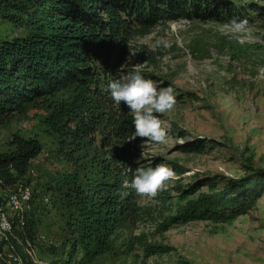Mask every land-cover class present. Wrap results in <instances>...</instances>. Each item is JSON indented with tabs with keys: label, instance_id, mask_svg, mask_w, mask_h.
Here are the masks:
<instances>
[{
	"label": "rangeland",
	"instance_id": "374dc122",
	"mask_svg": "<svg viewBox=\"0 0 264 264\" xmlns=\"http://www.w3.org/2000/svg\"><path fill=\"white\" fill-rule=\"evenodd\" d=\"M229 1L249 6L241 8L249 22L248 33L225 28L229 21L200 17L161 21L147 34L130 40L128 55L116 75L139 67L144 78L158 87L172 86L176 105L170 112L157 114L167 130L165 143L146 141L141 146L139 138L128 142L133 134L122 142L127 149L125 159L135 165L125 180L131 182L137 168L160 163L175 176L155 198H142L125 189L138 210L115 230L110 250L92 259L82 252L74 256L69 252L66 237L71 208L65 193L67 187L83 183L86 173L83 166L60 155L59 136L46 124L47 105L34 102L23 112L0 120V153L11 148L15 134L36 137L43 144L42 153L31 162L29 182L20 180L17 190L0 193L11 224V196L29 191L33 202L29 198L22 211L37 207L32 215L37 223L32 242L16 231L8 241L0 234V259L5 261L0 264H16L10 254L24 264H264V194L246 214L226 222L185 214L192 205L219 192L211 190V185L222 189L225 180L264 170V14H258L264 13V0ZM24 33L10 20L0 19V40ZM242 35L243 44L239 43ZM162 39L170 46L158 45ZM111 102L113 111L131 114L123 102ZM93 155L111 157L110 152L93 149L86 154ZM90 159L83 158V165ZM31 211L25 216H31ZM26 224L27 218L23 228ZM44 235L59 244L49 247L53 241Z\"/></svg>",
	"mask_w": 264,
	"mask_h": 264
},
{
	"label": "trees",
	"instance_id": "16d2710c",
	"mask_svg": "<svg viewBox=\"0 0 264 264\" xmlns=\"http://www.w3.org/2000/svg\"><path fill=\"white\" fill-rule=\"evenodd\" d=\"M248 7L229 0H0V19L25 32L0 40V120L43 102L50 110L46 124L59 136L60 155L85 169V181L67 187L65 193L71 208L66 237L71 256L82 252L92 259L110 250V238L120 223L137 214V205L123 186L135 166L125 159L127 149L122 145L134 133L133 116L113 111L107 89L109 82L119 79L116 71L128 55L130 40L161 21L244 19L241 8ZM10 145L0 153L3 195L17 190L20 180L29 182L31 162L43 151L36 137L15 134ZM92 149L110 152L114 160L86 156ZM86 157L91 159L83 165ZM217 186L211 185L217 194L200 199L185 214L217 222L246 214L264 194V170L225 180L222 189ZM36 208L27 210H32L31 216L21 215L22 226L11 210L9 238L16 231L33 241ZM47 238L53 241L47 242L49 247L59 244Z\"/></svg>",
	"mask_w": 264,
	"mask_h": 264
},
{
	"label": "clouds",
	"instance_id": "9594fccd",
	"mask_svg": "<svg viewBox=\"0 0 264 264\" xmlns=\"http://www.w3.org/2000/svg\"><path fill=\"white\" fill-rule=\"evenodd\" d=\"M248 20L232 18L225 28L234 33H248ZM245 37L239 38L243 44ZM164 48L170 46L166 39L158 41ZM131 55L126 63L130 62ZM123 67V65L121 66ZM264 71V70H262ZM107 89L111 99L116 104L122 102L130 109L133 116L134 133L128 142L139 138L142 142L162 144L166 142L167 130L157 114L170 112L176 105L174 89L171 85L158 87L156 82L145 79L139 67L133 71L121 73L119 79L108 83ZM131 171V169H129ZM174 171L164 163L157 164L154 168H137L131 182L123 181V186L130 188L137 196L155 198L159 191L165 190V184L174 178Z\"/></svg>",
	"mask_w": 264,
	"mask_h": 264
},
{
	"label": "bare ground",
	"instance_id": "6f19581e",
	"mask_svg": "<svg viewBox=\"0 0 264 264\" xmlns=\"http://www.w3.org/2000/svg\"><path fill=\"white\" fill-rule=\"evenodd\" d=\"M30 192L25 191L21 195H13L10 197L11 202L15 204H19L21 207L23 205H28V199L30 198ZM12 210V209H11ZM14 213V212H13ZM13 225L11 224L10 220L8 219L6 213L3 211V206L0 201V234L5 237V240H8L9 236L12 234ZM10 258H13L16 264H24V262L14 255L10 254Z\"/></svg>",
	"mask_w": 264,
	"mask_h": 264
},
{
	"label": "built area",
	"instance_id": "2783aa9c",
	"mask_svg": "<svg viewBox=\"0 0 264 264\" xmlns=\"http://www.w3.org/2000/svg\"><path fill=\"white\" fill-rule=\"evenodd\" d=\"M18 191H21V190H18ZM29 196L30 198H32V195H29ZM8 204L10 205L12 211L17 215L18 222L22 226L21 214H27V211H22V207L19 204H15L11 202L10 198H8Z\"/></svg>",
	"mask_w": 264,
	"mask_h": 264
},
{
	"label": "crops",
	"instance_id": "0c3cea01",
	"mask_svg": "<svg viewBox=\"0 0 264 264\" xmlns=\"http://www.w3.org/2000/svg\"><path fill=\"white\" fill-rule=\"evenodd\" d=\"M0 192H1V190H0Z\"/></svg>",
	"mask_w": 264,
	"mask_h": 264
}]
</instances>
